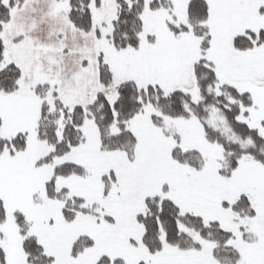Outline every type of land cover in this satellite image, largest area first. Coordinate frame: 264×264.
I'll list each match as a JSON object with an SVG mask.
<instances>
[{
    "label": "snow or ice",
    "instance_id": "snow-or-ice-1",
    "mask_svg": "<svg viewBox=\"0 0 264 264\" xmlns=\"http://www.w3.org/2000/svg\"><path fill=\"white\" fill-rule=\"evenodd\" d=\"M0 264H264V0H0Z\"/></svg>",
    "mask_w": 264,
    "mask_h": 264
}]
</instances>
